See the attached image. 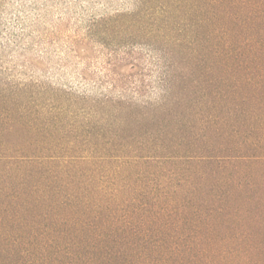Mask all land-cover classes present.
<instances>
[{
    "label": "trees",
    "instance_id": "1",
    "mask_svg": "<svg viewBox=\"0 0 264 264\" xmlns=\"http://www.w3.org/2000/svg\"><path fill=\"white\" fill-rule=\"evenodd\" d=\"M139 3L171 99L68 138L0 100V264H264V0Z\"/></svg>",
    "mask_w": 264,
    "mask_h": 264
},
{
    "label": "rangeland",
    "instance_id": "2",
    "mask_svg": "<svg viewBox=\"0 0 264 264\" xmlns=\"http://www.w3.org/2000/svg\"><path fill=\"white\" fill-rule=\"evenodd\" d=\"M139 9V0H0V100L68 138L84 124L109 126L106 114L116 122L114 105L148 112L171 99L180 67L129 27Z\"/></svg>",
    "mask_w": 264,
    "mask_h": 264
}]
</instances>
